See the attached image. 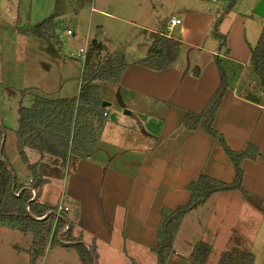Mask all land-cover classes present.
Wrapping results in <instances>:
<instances>
[{
    "label": "crops",
    "instance_id": "1",
    "mask_svg": "<svg viewBox=\"0 0 264 264\" xmlns=\"http://www.w3.org/2000/svg\"><path fill=\"white\" fill-rule=\"evenodd\" d=\"M205 1L196 0L193 6L185 3L168 17L140 14L148 24H139L142 30L152 35L162 32L179 42L177 59L160 71L139 64L145 56L127 61L118 84L102 83L100 98L102 104H109L104 107L107 119L89 157L62 164L60 158L39 151L43 158L29 159L28 164L36 166L42 180L33 190L34 200L50 208L59 204L68 207L62 220L66 230L75 238L81 237L80 243L86 248L94 249V264L100 257L104 264L107 259L111 261L114 242L119 264H156L161 210L186 205L190 199L187 187L200 175L226 184L233 182V164L219 142L205 131L206 120L203 118L195 130L183 128L187 114L201 113L218 89L217 58L228 87L212 128L233 151H244L249 144L258 148L261 157L242 162V187L264 201V103L257 97L264 98V90L250 63L264 29V0H227L228 6L212 0L210 7ZM171 18H179L181 24L170 28ZM215 24L217 32L225 37L223 49L212 32ZM158 107L163 112L156 111ZM116 109H126V115L143 114L147 120L137 122L152 137L153 147L130 151L126 143L119 142L122 131L121 135L111 134L112 125L119 127L114 122ZM13 111L17 114L15 106ZM120 123L125 128L126 121ZM34 150L24 148L31 154ZM26 177L27 183L18 184L30 188L33 178ZM242 199L239 192L216 194L184 217L167 264H189L187 258L198 241L211 245L209 257L217 258L231 247L245 248L242 240L250 242L245 250L254 256V264H264V213ZM252 215L263 226L259 227L262 231L254 239L244 232L245 238L237 241V222L242 216L248 219ZM220 228L226 230L221 233L222 242L217 243Z\"/></svg>",
    "mask_w": 264,
    "mask_h": 264
},
{
    "label": "trees",
    "instance_id": "2",
    "mask_svg": "<svg viewBox=\"0 0 264 264\" xmlns=\"http://www.w3.org/2000/svg\"><path fill=\"white\" fill-rule=\"evenodd\" d=\"M236 0H232L234 3ZM54 16L45 20L38 32L56 39ZM220 49L225 47V37L217 32V24L212 29ZM145 57L139 64L160 71L171 67L176 61L180 44L168 38L164 33L153 34ZM56 43V44H57ZM60 44V43H59ZM102 45L91 41L83 63L81 86L76 98H45L36 96L30 107L20 101L17 109L16 147L27 167L32 170L30 188L19 185L16 173L11 167L5 151L6 130L0 126V225H9L22 234H31L32 245L27 251L30 264L41 259L49 243L52 247L69 244L77 250L81 264H94L95 251L89 250L80 243L81 237L75 238L62 220L55 223L54 215H48L55 208L38 203L33 198V190L40 187L42 180L37 176L36 166L29 165L24 158V148L32 147L42 153L50 154L71 164L73 160L85 159L93 153L102 135L107 119L105 108L100 98L103 82L118 84L123 70L127 67L122 54L103 60L100 57ZM250 63L264 90V29L251 53ZM219 73V86L209 100L205 109L199 113H189L184 119L183 128L195 130L204 118L205 131L216 139L225 155L234 167L235 177L232 183L226 184L206 175L188 185L190 199L184 206L174 210L163 208L160 212V223L156 229L158 245L155 249L156 264H167L174 253V241L181 223L189 213L198 209L213 195L239 192L243 199L254 208L264 213V201L250 195L242 187V162L246 159L256 160L261 157L257 147L249 144L244 151H233L222 135L212 128V122L222 96L228 87L226 73L219 59H216ZM27 91L20 92L21 97ZM77 159V160H76ZM212 251L211 245L200 242L195 245L188 261L190 264H206ZM218 264H254V256L241 248L231 247L221 254Z\"/></svg>",
    "mask_w": 264,
    "mask_h": 264
},
{
    "label": "rangeland",
    "instance_id": "3",
    "mask_svg": "<svg viewBox=\"0 0 264 264\" xmlns=\"http://www.w3.org/2000/svg\"><path fill=\"white\" fill-rule=\"evenodd\" d=\"M195 1L0 0V126L6 130L4 151L17 175L18 183H27L26 176L32 177V170L27 167L16 147L17 114L13 111L14 106L18 109L22 101L25 106L30 107L35 95L45 98H76L81 86L84 63L74 56L79 48H85L94 40L102 45L100 57L103 60L117 54L124 55L126 62L138 60L145 56L152 40V34L139 26V24L148 25L140 14L148 12V15L153 16L159 13L168 17L172 13H177L185 3L192 6L194 3L197 4ZM215 1L216 5L228 6L227 0ZM211 2L212 0L205 1V6L210 7ZM52 16L56 24L54 34L58 36L57 40L60 44L53 35L49 36L51 34L48 31L46 35L45 32H38V27ZM68 29L74 32L72 36L66 34ZM22 91H27L24 97H21ZM257 97L264 103V98ZM151 106L155 105L151 104ZM155 109L163 112L159 107ZM125 110L112 111L116 112L114 122L119 127L112 125L111 134H120L122 131L124 136L122 135L123 138L119 142L126 143V148L130 151L153 147L152 137L147 136L143 131L146 128L140 125V119L145 118L143 114L128 112L129 115H126ZM122 120L126 121L125 128L122 127L124 124L120 123ZM126 130H129V133ZM34 151L33 154L24 152V158L28 163H30L29 159L34 157L36 159L44 157L37 154H42L39 151ZM226 215L228 218L231 217L229 214ZM218 216H220L219 211ZM240 220L234 232L237 241L245 238L244 232L246 237L252 236L254 239L262 231L259 227L263 226L254 220V215L248 219L242 216ZM247 225L252 226L248 231L244 229ZM224 230L226 228H220L218 231L217 243L222 242L224 234L221 233ZM32 239L31 234H22L9 225H0V264H30L27 251L32 245ZM200 242L202 241H198L195 245ZM241 242L244 243L245 248L250 243L244 240ZM112 250L114 257L110 262L107 259L106 263L119 264L116 260L118 245L115 242ZM220 257V254L217 258L212 255L207 264H218ZM154 258L156 261V257ZM36 264H81V262L76 249L62 245L52 247L49 243L44 256ZM95 264H104L103 258L100 257L99 262Z\"/></svg>",
    "mask_w": 264,
    "mask_h": 264
},
{
    "label": "built area",
    "instance_id": "4",
    "mask_svg": "<svg viewBox=\"0 0 264 264\" xmlns=\"http://www.w3.org/2000/svg\"><path fill=\"white\" fill-rule=\"evenodd\" d=\"M181 24V20L179 18H171L169 21V27H174L177 25ZM73 31L71 30H67L66 34L72 36L73 35ZM87 48L88 46H85V48H79L76 53L74 54V56L76 58H79L80 60H82L83 62L85 61L86 58V54H87ZM30 183H32V181H30ZM68 207L64 206L63 204H59L56 206L55 210L52 211L55 217V223L58 220H64V214L68 212Z\"/></svg>",
    "mask_w": 264,
    "mask_h": 264
},
{
    "label": "water",
    "instance_id": "5",
    "mask_svg": "<svg viewBox=\"0 0 264 264\" xmlns=\"http://www.w3.org/2000/svg\"><path fill=\"white\" fill-rule=\"evenodd\" d=\"M107 105H109V104L103 103V104H102V107L104 108V107H106ZM33 200H34V198H33ZM48 215H54V214H53V212H50ZM64 246H67V247H68L69 244H64Z\"/></svg>",
    "mask_w": 264,
    "mask_h": 264
}]
</instances>
